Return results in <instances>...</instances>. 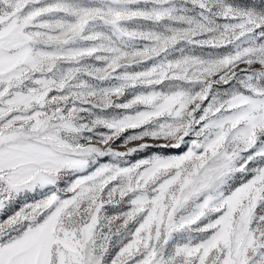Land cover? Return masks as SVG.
I'll use <instances>...</instances> for the list:
<instances>
[{"label":"snow or ice","instance_id":"6c2138e0","mask_svg":"<svg viewBox=\"0 0 264 264\" xmlns=\"http://www.w3.org/2000/svg\"><path fill=\"white\" fill-rule=\"evenodd\" d=\"M0 264H264V0H0Z\"/></svg>","mask_w":264,"mask_h":264}]
</instances>
